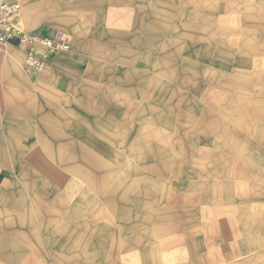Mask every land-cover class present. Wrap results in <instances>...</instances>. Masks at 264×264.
Instances as JSON below:
<instances>
[{
	"label": "rangeland",
	"instance_id": "obj_1",
	"mask_svg": "<svg viewBox=\"0 0 264 264\" xmlns=\"http://www.w3.org/2000/svg\"><path fill=\"white\" fill-rule=\"evenodd\" d=\"M8 1L21 4L13 24L25 32L66 34L71 49L56 55L51 65L59 56L77 52L74 64L89 70L79 75L89 77V95L83 100L90 103L73 95L60 102L43 92L39 99L30 79L50 68L23 74L24 84L8 83L6 102L13 116H3V127L0 121V264H35L34 253L49 257V240L55 242L52 252L60 262L79 259L81 244L64 243L75 218L61 210L57 194L45 200L48 189L38 184L31 163L16 166L19 153L2 152L5 143L10 149L39 144L40 134L31 136L25 123H39L49 111L76 113L68 120L70 130H81L73 139L103 150L90 154L94 158L87 168L77 162L83 168L57 169L58 176L66 177L64 203L83 192L93 198L111 193L117 175L137 177L138 191L146 187L168 198L186 193L194 199L215 191L218 208L231 195V264H264V0ZM9 49L17 51L0 45L5 64L12 57ZM20 49L18 68L24 59ZM95 84L98 88L91 89ZM69 87L65 81L58 85L65 91ZM85 109L89 116L80 121ZM6 128L8 142L1 137ZM35 170L42 179L48 177L44 168ZM38 196L44 216L33 214ZM140 220L145 222L144 212ZM201 220L197 215L186 218L184 232L171 229L170 237L181 235L186 248L194 243L202 248L200 238L207 234L199 231ZM57 246L61 248L55 250ZM206 250L195 264L209 260ZM224 259L218 257V264H226Z\"/></svg>",
	"mask_w": 264,
	"mask_h": 264
},
{
	"label": "crops",
	"instance_id": "obj_2",
	"mask_svg": "<svg viewBox=\"0 0 264 264\" xmlns=\"http://www.w3.org/2000/svg\"><path fill=\"white\" fill-rule=\"evenodd\" d=\"M10 46L17 48V51L8 50L12 53L9 62L3 63L4 61L1 59L5 56H3L2 52L0 53V121L2 127L4 126L3 116H13L12 113L10 115L8 111L9 104L6 102L9 97L8 83L11 81L13 84H24L26 83L24 75L30 76L34 74H27L24 71V59L22 67H17L18 62H20V53H22L21 47ZM69 51L63 53L67 54ZM57 56L55 55L54 57ZM54 57L51 58L48 64L47 68L50 69L46 74H34L35 76L30 79L35 83L34 86L38 87L39 99L44 98L43 93H45L51 99L58 97L61 102L64 98H69V95H73L76 99L79 98L82 104L88 105L90 101L83 100V97L89 95V77L79 75V73H88L89 70L74 64L77 61L76 59L79 58V54L76 52L72 55L59 56L55 63L51 65ZM79 79H81L80 82ZM64 81L70 86L67 91L73 88L72 93L65 91V88H58V85H61ZM91 87V89L98 88L96 84ZM18 93L17 95H19ZM65 112L58 111L53 113L49 111L48 116H45V114L40 115L44 117L39 118V123H25L26 129H32L31 136L40 134L39 144L18 145V149H10L9 144L5 143V150H2V152H18V156L14 158L16 166L20 162L23 163L19 167H25L27 162L31 163L33 168L29 165L27 167H31L34 175L40 177L39 183H37L41 187L43 186L45 191L48 189V192L44 193L47 196L45 200H49L53 195L57 194L56 197L59 196L61 210L66 212V216L70 215L75 218L72 223L70 222L72 226H69L68 232H66V234H71V236L66 237L64 242H77L82 246L80 253H77V258L79 259H75L74 261L76 262L72 264H195L194 260L200 257L206 248L209 260L204 264H218L220 262L218 257L221 256L225 258L226 264H231L234 247L231 195L228 199L230 202L225 203L224 207L218 208L215 191L209 192L208 195L198 193V196L194 199H188L189 196L186 193H176L168 198L166 195L147 192L146 187L143 190L140 188V191H138L136 187V184H138L137 177L127 179V177L121 178L120 175H117L113 177L111 193H97L93 198L88 193L83 192L74 198L67 199L64 203V199L61 197L63 194L61 190L66 189V177H62L63 175L58 176L57 169L66 170L67 167L69 169L83 168L77 162L84 163L87 168L90 157L94 158V155L91 156L90 154L103 151L90 146L89 141L85 140V143L83 139L80 141L73 139L78 136V132L81 130H70L73 124L71 121L68 123V120L69 116L76 117L78 115L69 111L65 114ZM18 115L17 113L16 116ZM23 116L31 115L24 114ZM64 116H68L66 117L67 124L64 123ZM83 116H87V118L89 116L86 109L79 115L81 117L79 118L80 121L87 119ZM27 119L29 121V118ZM40 119L44 122L47 121V123H43ZM71 119L74 121V118L71 117ZM65 127L66 131H64ZM84 130V135L87 137L88 132L86 131L89 130ZM7 132L8 129H4L1 137L2 140L8 142L6 138L10 135H7ZM18 137L20 136L18 135ZM25 154H31V156H26ZM58 154L60 155L58 156ZM37 163L38 166L36 165ZM36 167L44 168L43 174H47L48 177L44 176L45 178L42 179V174L37 173ZM147 180L149 181V179ZM127 183L129 187L123 189ZM38 197V203L32 209L33 214L34 216H44L41 212L43 208L41 205L42 198L41 196ZM170 198H172L171 204L169 202ZM50 207H52L51 204ZM256 208L260 209L263 206L257 204ZM169 210L172 211L169 212ZM173 211L176 212L172 213ZM140 212H144L145 222H141ZM127 214L129 215V222ZM195 215L200 216V219H202L199 222L201 224L199 231L207 235H204L200 240L203 239L205 245L200 248L194 243L193 249L186 248L184 237L177 234L184 232L185 226H189L186 224L185 219ZM122 221H124V224H122ZM99 226H101L100 229ZM110 226L112 228H108V230L103 228L105 227L106 229V227ZM171 229L172 231H170ZM106 231L107 234L112 235L103 234ZM169 231L177 234L170 237ZM48 244L49 257L37 256L34 253V263L64 264V262H60L53 256L52 250L55 247L53 246L55 242L49 240ZM59 247L57 246L55 250ZM55 254L60 255V252L55 251Z\"/></svg>",
	"mask_w": 264,
	"mask_h": 264
},
{
	"label": "built area",
	"instance_id": "obj_3",
	"mask_svg": "<svg viewBox=\"0 0 264 264\" xmlns=\"http://www.w3.org/2000/svg\"><path fill=\"white\" fill-rule=\"evenodd\" d=\"M21 4L0 0V45H16L24 50L23 69L27 74L44 71L52 57L68 52L71 43L66 34L58 30L51 36L32 35L13 24Z\"/></svg>",
	"mask_w": 264,
	"mask_h": 264
}]
</instances>
